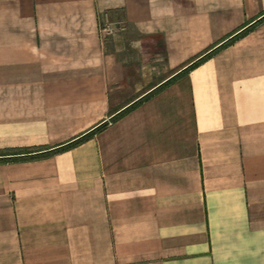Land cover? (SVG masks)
<instances>
[{"label": "crops", "instance_id": "crops-1", "mask_svg": "<svg viewBox=\"0 0 264 264\" xmlns=\"http://www.w3.org/2000/svg\"><path fill=\"white\" fill-rule=\"evenodd\" d=\"M102 124L0 162V264H264V0H0V152Z\"/></svg>", "mask_w": 264, "mask_h": 264}, {"label": "trees", "instance_id": "trees-1", "mask_svg": "<svg viewBox=\"0 0 264 264\" xmlns=\"http://www.w3.org/2000/svg\"><path fill=\"white\" fill-rule=\"evenodd\" d=\"M252 26L249 28H246L243 30L241 33L233 36L226 42H224L221 46L217 48H212L209 51L205 52L201 56H199L197 59L193 60L190 62L185 69H183L180 73H185L193 68L197 67L204 61H206L211 55H213L215 52H217L220 48L225 47L226 45L232 43L234 40L238 39L245 33H247ZM178 76V75H177ZM177 76H174L171 78L169 81H167L165 84H168L170 81L175 79ZM105 124L100 125L99 127L95 128L93 131L87 133L86 135L78 138L71 144H67L65 146H61L59 148L49 150L48 148H43V149H35V150H24V151H7V152H0V162H19V161H32V160H38L42 158H46L50 155L56 154V153H61L63 151H66L74 146H77L84 141H86L93 133L98 132L100 129L104 128Z\"/></svg>", "mask_w": 264, "mask_h": 264}, {"label": "built area", "instance_id": "built-area-1", "mask_svg": "<svg viewBox=\"0 0 264 264\" xmlns=\"http://www.w3.org/2000/svg\"><path fill=\"white\" fill-rule=\"evenodd\" d=\"M114 31H115L114 24H107L101 30V32L104 34H112Z\"/></svg>", "mask_w": 264, "mask_h": 264}, {"label": "rangeland", "instance_id": "rangeland-1", "mask_svg": "<svg viewBox=\"0 0 264 264\" xmlns=\"http://www.w3.org/2000/svg\"><path fill=\"white\" fill-rule=\"evenodd\" d=\"M174 80V79H173Z\"/></svg>", "mask_w": 264, "mask_h": 264}]
</instances>
